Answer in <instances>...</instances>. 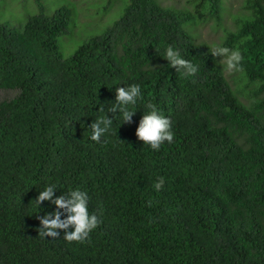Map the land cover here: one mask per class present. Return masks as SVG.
Instances as JSON below:
<instances>
[{
    "label": "trees",
    "instance_id": "trees-1",
    "mask_svg": "<svg viewBox=\"0 0 264 264\" xmlns=\"http://www.w3.org/2000/svg\"><path fill=\"white\" fill-rule=\"evenodd\" d=\"M33 1L18 27L0 22V89L17 90L0 101V264H264V0H246L221 44L241 52L247 102L188 29L218 20L220 0L186 10L126 0L67 55L69 7ZM169 45L199 66L194 77L168 65ZM132 83L142 88L132 122L117 116L91 140L116 88ZM148 102L172 120L173 142L158 151L136 136ZM53 182L55 195L88 193L100 223L87 241L39 235L55 205L34 200Z\"/></svg>",
    "mask_w": 264,
    "mask_h": 264
},
{
    "label": "clouds",
    "instance_id": "clouds-1",
    "mask_svg": "<svg viewBox=\"0 0 264 264\" xmlns=\"http://www.w3.org/2000/svg\"><path fill=\"white\" fill-rule=\"evenodd\" d=\"M210 52L213 56H220L225 60L228 71H238L243 59L238 49L217 44ZM168 65L174 68L182 77H194L199 66L191 60L184 58L179 49L169 45L164 50V56ZM142 97V88L139 83H132L116 88L115 102L107 109V113H112L111 118L106 115L97 117L90 125L92 131L90 139L99 141L100 137L110 132L113 120L119 117L121 122H132V117L137 111V103ZM103 111V109H101ZM136 136L139 140L147 144L152 150H159L165 143H172L174 131L170 116H166L155 103L148 102L144 106L143 115L136 128ZM165 183L164 177H159L153 184L155 191H160ZM59 188L53 182L45 185L39 191L35 201L38 206L43 201H49L55 205L51 212H45L39 217V235L52 238L60 237L63 232V239L68 242H85L90 233L98 226L100 219L95 212L89 211L88 193L79 187L70 188L67 192L55 195Z\"/></svg>",
    "mask_w": 264,
    "mask_h": 264
},
{
    "label": "rangeland",
    "instance_id": "rangeland-1",
    "mask_svg": "<svg viewBox=\"0 0 264 264\" xmlns=\"http://www.w3.org/2000/svg\"><path fill=\"white\" fill-rule=\"evenodd\" d=\"M46 13H51L60 5H66L71 11V19L67 31L58 38L59 48L64 55L84 39L102 31L110 25L121 13L126 0H40ZM165 7L191 9L189 0H156ZM246 0H220L219 18H208L195 24L188 25V29L195 36L197 42H204L211 50L217 44H222L225 35L234 31L239 19L245 17ZM37 7L33 0H0V22L7 20L12 26H19L27 15L35 13ZM19 24V25H18ZM223 70L225 78L240 100L247 102L254 98L253 85L246 83L241 70L228 71L225 60L214 56ZM17 93L16 89H0V101L10 99Z\"/></svg>",
    "mask_w": 264,
    "mask_h": 264
}]
</instances>
